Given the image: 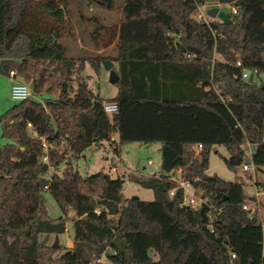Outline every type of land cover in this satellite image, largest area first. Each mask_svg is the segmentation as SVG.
I'll list each match as a JSON object with an SVG mask.
<instances>
[{
	"label": "trees",
	"instance_id": "16d2710c",
	"mask_svg": "<svg viewBox=\"0 0 264 264\" xmlns=\"http://www.w3.org/2000/svg\"><path fill=\"white\" fill-rule=\"evenodd\" d=\"M185 1L125 0L119 25L89 33L98 53L75 57L62 44L75 36L71 6L114 10V0H0V61H16V78L34 84L0 117V264H264L256 197L241 176L208 174L216 146L249 179L248 149L264 168V0H191L195 12L210 1L235 6L228 25L185 17ZM112 47L116 56L100 52ZM105 60L120 77L112 115L82 77L86 64L100 74ZM104 142L116 155L127 143L160 144L161 170L139 180L153 201L127 197L119 175H80L75 163ZM178 171L200 206H183L182 189L171 195ZM46 192L63 216L49 215ZM69 221L73 246L54 248Z\"/></svg>",
	"mask_w": 264,
	"mask_h": 264
},
{
	"label": "rangeland",
	"instance_id": "374dc122",
	"mask_svg": "<svg viewBox=\"0 0 264 264\" xmlns=\"http://www.w3.org/2000/svg\"><path fill=\"white\" fill-rule=\"evenodd\" d=\"M114 10L106 8H99L96 5H85L84 8L77 12L76 8L72 5V19L74 22V37L65 38L62 44L67 47L68 55L75 57H88L95 56L98 52L92 42L89 40V33L93 32L100 25H119L121 19V7L125 0H114ZM219 7L222 11L230 13L231 9L228 4L223 5L216 1H210L205 5L198 8L197 12L191 0H186L183 10L185 17L194 16L198 19L209 20L208 11L212 8ZM106 56H116L117 52L114 47L101 50ZM12 69H10L11 71ZM114 70L117 72V65L114 64ZM9 68L6 69L5 74H0V117L9 108L15 105L11 99L12 83L10 76H8ZM82 77L88 80L91 86L98 92L104 100H113L117 97L118 87L110 82V72L104 68L97 74L90 64H86ZM264 83V76L261 77ZM259 81L258 79H256ZM17 81L22 82L17 79ZM76 85V84H75ZM114 139H118L117 136ZM7 140L3 138V132L0 127V144L5 145ZM251 148L248 149V158L246 162H250L249 155ZM230 156L229 151L224 146H216L210 154V163L208 174L216 175L221 179L231 182L234 181L236 176H241L245 184V193L249 196H255V203H250L249 207L254 210H259L263 219V235H264V192H261L256 187V180L264 181V168L256 171L255 167L251 165L252 179L246 177L242 168L236 173L230 170L224 158ZM150 162V163H149ZM79 173L83 177L90 175L107 172L112 177L122 175L126 170L132 171L130 178L126 177L124 185V192L127 197H138L142 201H153L155 198L154 192L150 189L143 188L139 180L146 176H153L158 174L161 170V154L160 144L142 145L139 143H127L121 146L120 155H116L111 149L108 142H104L101 146H92L89 148L84 157L75 163ZM117 166L118 173L113 172L112 168ZM63 167L59 173H62ZM52 173V172H51ZM255 193L259 195L256 196ZM46 206L49 215L52 218H59L63 216V212L57 201L50 192H46ZM73 217V214H71ZM56 236L51 237V242H55ZM59 242L63 246H68L73 241V226L72 221L67 223V231L65 234L58 236ZM264 253V242H263ZM106 264V262H104Z\"/></svg>",
	"mask_w": 264,
	"mask_h": 264
},
{
	"label": "built area",
	"instance_id": "2783aa9c",
	"mask_svg": "<svg viewBox=\"0 0 264 264\" xmlns=\"http://www.w3.org/2000/svg\"><path fill=\"white\" fill-rule=\"evenodd\" d=\"M230 7L233 14H237V8L233 5H228ZM10 79L13 83L11 88V99L14 102H21L24 100L29 99L32 97V89L29 84H25L23 82L17 81L16 78V71L11 70L9 71ZM247 73L243 74V78H247ZM104 110L107 114L112 115L118 111V103L112 100H106L103 103ZM29 126H31L29 124ZM45 146V145H44ZM201 149V146L198 147V150ZM150 163V162H149ZM243 169L245 171H251V164H245ZM113 172L118 173L117 166L112 168ZM132 175V171L126 170L122 175H119L126 183V177L130 178ZM171 180L176 183V187L171 191V195H174L178 189H182L184 191L183 197V206H190V207H198L202 204V198L197 194L196 190L194 189L192 183L187 180H183L181 177V171H178ZM247 209V207H245ZM235 257V255H233Z\"/></svg>",
	"mask_w": 264,
	"mask_h": 264
},
{
	"label": "water",
	"instance_id": "95a60500",
	"mask_svg": "<svg viewBox=\"0 0 264 264\" xmlns=\"http://www.w3.org/2000/svg\"><path fill=\"white\" fill-rule=\"evenodd\" d=\"M208 16L210 18H213V19H218L220 20L222 23H224L225 25H228L231 23V19H230V16L228 13L222 11L219 7H215V8H212L208 11ZM16 61H13V60H1L0 61V74H5V69L7 67V65L9 64H12ZM103 67L106 71L110 72V82L114 85H117L120 81V77L118 75V73L114 70V63L112 61H109V60H105L103 62ZM31 89L32 91L34 90V84L31 85ZM247 164H251V162H247ZM135 199L137 197H134ZM101 205H103L108 213L111 215V216H116L118 211H117V208L115 206V204L111 201H107V200H102L100 201ZM59 239H58V236H56L55 238V242L53 243V247L56 248L59 246ZM47 264H50V262H47Z\"/></svg>",
	"mask_w": 264,
	"mask_h": 264
},
{
	"label": "crops",
	"instance_id": "0c3cea01",
	"mask_svg": "<svg viewBox=\"0 0 264 264\" xmlns=\"http://www.w3.org/2000/svg\"><path fill=\"white\" fill-rule=\"evenodd\" d=\"M224 5H226V4H224ZM7 68H9V71H10V67H9V65H7L6 69H7ZM6 69H5V71H6ZM8 76H9V73H8ZM10 82L12 83L11 79H10ZM12 84H13V83H12ZM146 177H150V176H146ZM255 195L258 196L259 194H258V193H255ZM68 246H69V247H72V246H73V243L70 242V243L68 244Z\"/></svg>",
	"mask_w": 264,
	"mask_h": 264
}]
</instances>
